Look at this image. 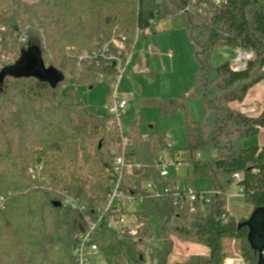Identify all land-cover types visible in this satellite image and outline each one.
<instances>
[{"label": "trees", "instance_id": "16d2710c", "mask_svg": "<svg viewBox=\"0 0 264 264\" xmlns=\"http://www.w3.org/2000/svg\"><path fill=\"white\" fill-rule=\"evenodd\" d=\"M198 2L204 0H197ZM192 0H0V43L27 38L14 61L0 66V195L7 201L0 210V264H77L74 251L78 236L96 221L97 210L108 202L113 179L111 146L120 141L117 128L107 125L108 117L93 112L77 87H61L68 80L93 88L103 69L77 65L67 53L68 46L92 51L111 42L122 28L130 33L132 50L136 35L165 19L181 18L182 27L194 47L197 65L195 84L189 95L161 100V117L184 114L188 150L193 156L194 176L214 179L217 191L209 205L173 204L170 197H155L146 185L160 189L178 177H161L156 161L169 150L166 133L149 127L142 134L138 114L129 124L133 143L126 154L144 167L126 177V194L143 197L141 221L147 225L139 240L121 236L100 225L93 241L106 264H170L175 238L206 246L210 254L192 256L184 263L224 264L230 258L229 242L238 243L247 264H259L252 249L249 227L243 225L253 213L264 210V146L246 147L244 140L260 135L264 112L251 116L235 110L257 84L264 82V0H225L221 6L207 1L203 13L184 12ZM151 20L154 23H151ZM139 30L140 33H136ZM136 33V35H135ZM149 34V35H150ZM244 49L255 56L245 70H235L231 62L215 65V49ZM37 48L42 63L58 72L56 83L36 76L5 74L22 60L23 53ZM1 62V61H0ZM199 99L205 108L200 121L190 118L188 99ZM217 156L202 162V150ZM43 165L33 178L31 169ZM235 174H242L239 186L245 201L253 207L243 219L228 213L229 188ZM190 177V175H189ZM73 197L83 211L56 201ZM227 213V223L222 216ZM151 220L159 224L161 245L149 247ZM152 254L148 257V250ZM99 256V257H100ZM92 264H97L94 260Z\"/></svg>", "mask_w": 264, "mask_h": 264}, {"label": "rangeland", "instance_id": "374dc122", "mask_svg": "<svg viewBox=\"0 0 264 264\" xmlns=\"http://www.w3.org/2000/svg\"><path fill=\"white\" fill-rule=\"evenodd\" d=\"M26 2H34L35 0H23ZM181 18L165 19L159 22L155 29L158 31L156 36L164 38L163 41L169 42L170 45L166 47L163 57H157L159 59L160 70H156L155 66L152 67V73H136L133 69L132 72L126 73L121 80H119L118 94L121 98H126L129 101V107L127 115H125L122 125L124 131L127 133L131 130L130 123L137 119L138 114L145 118V122L139 123V129L142 132H147L149 127H154L158 131L166 132L172 138L174 146L182 154V159L190 161L192 158L191 152L188 150L189 138L186 134V128L184 123V114L178 113L174 115H168L167 117H161L159 109L157 108L159 100H167L172 98H181V96L189 95L195 84V73L197 71L196 60L194 56L193 46L189 37L187 36L185 28L182 27ZM2 30V29H1ZM124 33L127 37H131L130 33L124 31L122 28L117 29V35ZM136 33H140L139 30ZM135 33V35H136ZM144 34H147L144 32ZM155 35V34H154ZM144 36L142 33L136 35V45L134 52L136 55L147 52V58L152 59L154 62V54L150 52V44L152 36ZM3 36L0 35V42ZM27 38L24 34H21L20 38L7 41V43H0V61L8 60L14 61L17 57V52L27 43ZM149 41V42H147ZM147 47V49H145ZM74 51H80L76 47L68 46L66 53L71 60H75ZM173 53V54H172ZM236 52L233 49L222 48L215 49L212 57V62L215 65L222 64L225 61H233L236 57ZM135 55V56H136ZM22 63L15 65L13 69V75H34L39 76L42 79L49 80L59 77L58 73H53L47 66L43 65L41 58L38 55L37 49H31L25 52L22 56ZM232 63V62H231ZM25 65V67L22 65ZM101 74H98L97 82L93 88H89L85 85H78L73 80H68L72 75L70 70L67 71V81L65 85L61 87V91L65 93L68 87H77L82 93V98L85 104L98 115L107 116V105L109 101V94L111 92V82L107 79H102ZM1 77V74H0ZM188 108L190 118L193 122L200 121L204 115L205 108L203 103L199 99H188ZM256 136L247 138L244 140L246 147L254 146L258 142ZM217 156L215 150H202L200 152V161L210 162ZM190 177L188 175L187 168L181 171L178 177V183L182 186L194 187L197 191L200 189L213 188L214 179L209 177H195L193 167L190 170ZM171 170V174H173ZM171 177H174L171 176ZM241 190L240 186L233 184L227 193H229V207L232 212L240 219L243 217H249L253 212V207L249 205L244 197H235ZM143 211V205L138 204L137 213L141 214ZM246 215V216H243ZM151 234L152 238L147 240L149 247L157 249L161 243L160 228L158 222L151 220ZM230 250V258L242 259L241 250H239L238 243L229 242L227 244ZM148 253L150 257L151 253ZM228 258V259H230ZM97 264H106L103 257L95 258ZM148 264H150L148 262ZM243 264H247L243 260Z\"/></svg>", "mask_w": 264, "mask_h": 264}, {"label": "built area", "instance_id": "2783aa9c", "mask_svg": "<svg viewBox=\"0 0 264 264\" xmlns=\"http://www.w3.org/2000/svg\"><path fill=\"white\" fill-rule=\"evenodd\" d=\"M207 1L212 2L215 6H221L225 0H204L198 2L192 0L184 12L188 13H203L208 8ZM151 23H154L151 20ZM4 30L0 27V30ZM147 34L151 33V29L146 31ZM129 39L126 34L121 33L116 35L111 42L105 44H99L97 48L92 51H74L77 65H87L90 67L96 66L103 69L102 79H107L111 82V92L109 94V101L107 105V125L111 128H117L119 132L120 141L115 142L110 149V154L114 157V172L111 185V191L108 195V202L104 209L97 210L96 221L89 224V230L85 234L78 236V245L74 251V255L77 257V264H92L95 258L99 257V248L94 243L93 239L98 232L99 226L104 225L112 231H117L121 236L126 238L139 240L140 234L146 230L147 225L144 221H141L139 213H137L138 204H142L143 197L135 196L132 194H126L123 190V184L126 177L134 176L143 170V166L137 160L134 161L126 154V150L133 143L129 138L128 133L124 131L122 121L127 113L128 100L121 98L118 94L119 80L129 72L132 60L131 50L128 48ZM254 51L239 49L236 57L232 62L233 69L245 70L248 68L249 62L254 58ZM6 60L0 62V66L4 64ZM166 138L169 141V150L159 156L156 161V167L159 169L161 177L169 179L172 176L171 170L182 168L183 162L179 159V154L175 150L174 143L169 134H166ZM200 158V154L197 155ZM43 165L37 166L36 169H31L32 177H36V172H42ZM235 183L239 186V182L242 179V174H235ZM148 192L152 193V196L157 197H171L173 204L179 206L185 203L192 205V211H196L195 204H201V206L209 205L211 200L217 191L211 190H199L197 191L191 186H182L178 182L167 185L163 188H156L152 183L146 185ZM240 196H244V192L241 190L238 192ZM230 197V196H229ZM62 205L65 207H71L83 211L85 206L80 205V201L73 197L63 198ZM7 201L4 196L0 195V210L6 208ZM227 207L228 213L230 208ZM228 214L225 213L222 216L223 222L228 221ZM152 249L148 252L152 254ZM224 264H243L242 259L230 258L225 261Z\"/></svg>", "mask_w": 264, "mask_h": 264}, {"label": "crops", "instance_id": "0c3cea01", "mask_svg": "<svg viewBox=\"0 0 264 264\" xmlns=\"http://www.w3.org/2000/svg\"><path fill=\"white\" fill-rule=\"evenodd\" d=\"M156 34H158L157 30H155L154 33L150 34V35H154L155 36V37L152 36L151 44H150L149 41H147L150 44V52H152L154 54V56H155L154 62H153L152 59L150 60V59L147 58L148 54H147L146 51H144L143 54L136 55V53L134 52V48H135V45H136V42H135V44H134V46L132 47V50H131L132 60H131V66H130L131 68H130L129 72H132V70L135 69L137 74L138 73H142V72L146 73V74H151L152 73V67H150V64H152V66H155L156 70H160L161 66L159 64V59L157 57H163L165 55L164 51L166 50V47H168V46H172L173 47V45H170L169 42L166 41V39H165V41H163L164 38L162 39V37H158V36H156ZM150 35L149 34H145L144 36H150ZM136 40H137V38H136ZM145 49H147V47ZM193 50H194V47H193ZM238 50L239 49L234 50V51L237 53ZM229 62H233V61L229 60ZM123 99H124V97H123ZM160 101L161 100H159V102ZM159 102H158V104H159ZM129 104L130 103L128 101V107H129ZM230 106L232 108H234L235 110H238V111L240 110L241 112L249 114L251 116L260 115L262 112H264V82H261V83L257 84L256 86H254L252 88V90L250 91L249 96L247 97V99L243 103H239V102L238 103H232ZM127 110H128V108H127ZM126 115H127V113H126ZM151 128H154V127H151ZM156 131H158V130H156ZM159 132H163V131H159ZM141 133L142 134H146L147 132H142L141 131ZM164 133H166V132H164ZM259 134L260 135H258L256 137H257V139H260V140H258V142L256 144H254V146L262 147V146H264V129H262ZM254 146H250V147H254ZM175 150L179 154V159L184 164H183L182 168L174 169L173 170L174 173L172 174V176L174 175V176L179 177L181 171H183L184 168H187L188 175H191L190 174L191 173L190 170L193 167L191 165V161L193 160V156H192L190 161H187L184 158L182 159V154H181V152H179V150H177L176 148H175ZM210 189L211 188H209L207 190H210ZM200 190H205V189H200ZM235 197H241L242 198L244 196H240L237 193V194H235ZM229 199H230V197H229ZM228 207H229V200H228ZM229 208H230V213L232 215L236 216L232 212L231 207H229ZM243 216H246V215H243ZM243 218H246V217H243ZM243 218H240V219H243ZM209 254H210L209 249L206 246L202 245V244H196V243L188 242V241L184 242L182 240H179V239L175 238L174 250H173L172 255L169 258V263L170 264H172V263H184L192 256H201V255H209Z\"/></svg>", "mask_w": 264, "mask_h": 264}, {"label": "water", "instance_id": "95a60500", "mask_svg": "<svg viewBox=\"0 0 264 264\" xmlns=\"http://www.w3.org/2000/svg\"><path fill=\"white\" fill-rule=\"evenodd\" d=\"M32 49H35V48H32ZM25 52H27V51H25ZM37 52H38V50H37ZM38 55H39V52H38ZM40 58H41V56H40ZM22 60L20 61V63H22ZM23 66L25 67L24 64L22 65V67ZM15 68L16 67H13V68H11V70H8V72L6 71L5 74H8L9 73V74L13 75L12 74L13 73L12 70L15 69ZM52 72L55 73L56 71L52 70ZM56 73H58V72H56ZM26 76H31V75H26ZM32 76H34V75H32ZM3 77H4V73L1 74L0 81H2ZM61 78H62V76L59 74V77L58 78L51 79L50 82L56 83ZM47 81H49V80H47ZM54 206L55 207L56 206L57 207H61L62 206V202L56 201L54 203ZM243 225H246V226L249 227V234H248L249 235V241H250V244H251L252 249H255V251L257 253L259 252V256H260V263L259 264H264V210L263 209L262 210H258L257 209L253 213V215L251 216V218L249 220H247L246 222H244Z\"/></svg>", "mask_w": 264, "mask_h": 264}]
</instances>
